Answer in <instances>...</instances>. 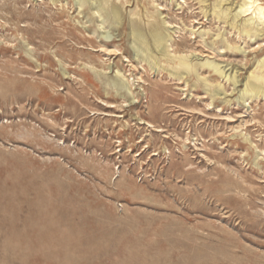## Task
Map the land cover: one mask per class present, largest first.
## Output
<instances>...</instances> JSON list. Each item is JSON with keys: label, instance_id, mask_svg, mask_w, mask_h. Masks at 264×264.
<instances>
[{"label": "rangeland", "instance_id": "1", "mask_svg": "<svg viewBox=\"0 0 264 264\" xmlns=\"http://www.w3.org/2000/svg\"><path fill=\"white\" fill-rule=\"evenodd\" d=\"M199 1L110 0L114 26L76 0H0V264H264V97L235 100L264 22L236 17L248 38ZM144 8L223 94L134 56Z\"/></svg>", "mask_w": 264, "mask_h": 264}, {"label": "bare ground", "instance_id": "2", "mask_svg": "<svg viewBox=\"0 0 264 264\" xmlns=\"http://www.w3.org/2000/svg\"><path fill=\"white\" fill-rule=\"evenodd\" d=\"M76 1L79 6L88 5L90 8L95 9V12L100 13V17H102L101 24H103L104 21H109V23H111L112 25L117 26L123 22L124 16L123 13H121L120 4L118 3L110 2V0H76ZM227 1L228 0H214L210 10L208 11L205 9L204 12L205 15L207 12L211 11L210 14H212L217 20H223L232 29L234 30L236 29L239 34H243L248 38H250L251 36H259L262 34L261 33L262 31L254 26L255 23H253L249 17L247 18H249L250 20L243 19L244 21L242 20L240 23L238 21L239 24L236 23L235 18L238 17L240 14L254 13V16L257 17V19L262 20V22H264V0H242L239 4H237L238 10L237 8H236L237 11H235L234 9L235 12L232 11V9L229 6H227ZM199 2L203 3V0H200ZM231 11L232 13L234 12V14H232ZM131 13L132 12L129 11V15ZM132 15L135 18L130 19L128 17L130 19L128 21V27H129L128 38L129 41L131 42L130 44L132 45L134 56H136L138 60L145 61V63L147 64V66H149L150 69L154 68L159 71L166 70L170 75H173L174 77L177 78H181L184 74L190 75L192 73H195L197 76L196 64L191 62L188 55L182 53L178 48L174 49L173 52L169 50L170 45L168 44V42L170 41V36L167 33L166 27L163 26L164 20L159 21L153 18V14L151 13L149 14V12H147V8H144L143 12L137 11ZM249 16L251 17V15ZM144 17L146 18L152 17L153 19L151 20L147 19L145 23L143 20ZM140 21L141 23L143 21V24H141ZM101 37L102 39L104 38L106 40L103 41V43L106 44L109 43L107 42V40L111 37V34L109 31H103ZM192 58L194 57L192 56ZM200 65L211 68L213 71L218 73L220 77L222 76L226 77V80L233 82L234 85H237L238 77L236 76V72L232 74L228 72V74H226L225 71L226 68L225 69L223 67L220 68L219 64L215 63L209 58H207L205 61L200 63ZM256 67H258L257 70L251 72V74L247 77L246 81L244 82L243 88L240 90L235 100L252 99L253 97H258V96L264 97V71L262 70V68H264V60L262 59V61H258ZM197 81L203 85V87L206 89L205 90L206 93H209L211 97H215L219 94H223V90L220 88L221 85L220 86L213 85L204 77L199 78L197 76ZM107 84L116 88L117 90L127 88L125 82L120 77L118 78L116 76L107 79ZM230 100L231 98L226 99L225 101L228 102Z\"/></svg>", "mask_w": 264, "mask_h": 264}]
</instances>
